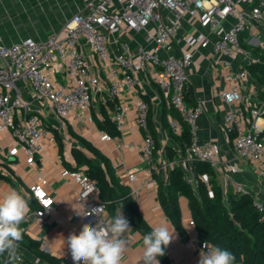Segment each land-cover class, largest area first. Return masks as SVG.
<instances>
[{"label":"built area","instance_id":"1","mask_svg":"<svg viewBox=\"0 0 264 264\" xmlns=\"http://www.w3.org/2000/svg\"><path fill=\"white\" fill-rule=\"evenodd\" d=\"M263 31L264 0H87L81 11L46 39L26 38L11 44L0 40V56L4 60L0 65V172L7 167L15 168L17 158L22 157L28 165H37L45 152L44 139L49 131L37 112H33L34 100L48 103L60 119L73 115L88 130L89 113L96 105L97 94L101 93L102 103L112 105V122L118 131L126 125L131 107L134 109L136 125L145 131L137 147L149 164V172L152 174L156 169L163 173L164 185L168 183V171L175 164L182 168L183 178L194 188L200 180L209 184L208 174H195L192 160L206 162L217 172L226 161L218 142L198 140L196 122L203 107L200 104L189 110L185 96L194 52L211 45L216 56L224 57L220 62L227 68L225 76L230 82L220 97L227 105L225 125L235 132L234 158L255 163L258 167L255 178L263 181L264 129L259 120L264 117V100L252 104L242 90L243 81L249 76L246 65L262 62L264 39L260 34ZM245 32L249 34L246 37ZM243 41L260 47L258 54L244 46ZM93 58L98 67L93 66ZM102 70L106 74V86L102 85ZM58 73L64 82L57 78ZM141 74L150 77L149 86H158L160 102H164L168 110L175 109L190 126L192 141L181 159L169 162L161 157L160 165L154 162L157 145L148 124L149 87L144 86ZM24 88L34 99L25 98ZM123 90L133 99L130 104ZM253 93L258 95L257 87ZM243 102L249 107L251 117L247 123ZM170 125L175 133L181 132L176 119H170ZM99 135L103 141L114 138L106 130H101ZM54 139V135L49 134V140ZM231 170L238 168L231 166ZM220 174L223 199L227 201V185L232 182L235 192L249 195L264 218L261 198L227 172ZM136 175L135 169L126 172L131 183ZM60 176L77 186L75 218L107 233L112 218L105 202L98 197L97 181L82 169L63 167ZM47 183L44 175L26 182L25 193L37 201L38 208L30 209L20 224L23 234L30 231L32 224L41 227L54 208L55 198L47 190ZM131 192L138 196L137 188H132ZM209 195L213 196L211 188ZM188 223L195 226L192 216ZM205 243L208 247H204ZM212 246L208 240L199 242L202 253ZM19 255V262L49 264L40 256L27 257L21 248ZM0 264H8V256ZM58 264L74 263L63 258Z\"/></svg>","mask_w":264,"mask_h":264},{"label":"crops","instance_id":"2","mask_svg":"<svg viewBox=\"0 0 264 264\" xmlns=\"http://www.w3.org/2000/svg\"><path fill=\"white\" fill-rule=\"evenodd\" d=\"M86 2L87 0H0V40L4 44H11L26 38L46 39L58 32L67 19L81 11ZM248 35L247 32L243 34L244 37ZM260 35L261 39H264V31ZM250 48L255 54H258L261 49L252 46ZM86 51L89 53L88 50ZM261 53L263 60L264 50H261ZM221 59L224 57L216 56L211 45L199 47L194 52V61L189 68L190 81L185 96L186 107L193 110L197 105H202L203 111L196 122L197 137L201 142L211 140L218 142L221 146V155L226 162L220 172L224 174L227 172L233 179L245 184L264 202V180L257 181L255 178L257 165L234 158L235 132L230 131L225 125L224 114L227 105L220 97L222 90L230 83L225 76L227 68L220 62ZM3 63L4 60L0 56V65ZM92 63L94 67H98L95 58ZM100 73L103 77L102 85H108L107 80L104 79L105 72L102 70ZM58 75L59 73L57 74L59 79ZM141 77L145 79L144 86L149 87V94L146 96L150 105L148 124L157 145L154 162L160 165L161 157L169 162L181 159L185 155L186 147L192 141V135L189 143L184 144L175 137L181 138L183 128L188 125L190 129V126L175 109L168 110L165 103L160 102V90L157 85L149 86L150 77L144 74H141ZM256 87L257 90L261 88L249 73L247 79L243 81L242 90L252 104L264 100L259 97V94L254 95L253 89ZM126 91L123 90L130 104L133 99L128 97L130 94ZM23 95L29 100L34 99L26 88L23 89ZM100 96L101 93H98L95 99L96 105L89 113L91 119L87 122L88 130L83 128V123L75 120L73 115L60 119L56 117L48 103L42 100L33 101V112H37L47 126L49 134L54 135L55 139L50 141L49 134L45 137V152L37 165H28L22 157L17 158L15 168L7 167L5 171L0 172V198H3L10 190L16 189L25 195L30 209L38 208L37 201L25 193L26 182L44 175L48 182L46 188L55 198V205L41 227L32 224L29 227L30 231L23 234L19 248L27 257L40 256L49 264H58L63 258H69L75 264L66 240L73 232L78 235L83 226L74 216V212L78 209L75 202L77 186L71 180L61 177L60 170L67 167L87 172L88 163L81 162L87 158L104 171H107L108 165L111 166L120 183L128 186L129 196L137 203L143 219L151 228L163 223L167 224L170 230H175V238L165 249V260L157 257L160 264H199L202 253L199 248L201 241L198 239L196 225L191 226L188 223L192 214L187 197L179 195L182 224V229L179 230L161 204L160 186L164 185L163 173L155 169L151 174L149 164L137 147L145 131L136 125L134 109L131 107L126 125L122 131H118L112 122V105L103 104ZM241 106L245 111L244 122L247 123L251 119L249 107L244 102ZM170 119L178 121L180 133L172 130ZM259 123L264 129V117L259 120ZM101 130L108 131L114 138L110 141L101 140L99 135ZM167 148L173 149V157H169ZM176 166L179 165L175 164L174 167ZM231 166H236L238 170L233 172ZM130 169L137 171V177L132 183L126 176V172ZM215 172L217 182L222 189L221 174L216 170ZM134 187L138 189L137 197L131 192ZM195 191L198 192V186ZM227 191L237 194L232 182L228 183ZM106 209L113 218L117 210L121 208L117 206L114 212L108 207ZM122 213L125 216L123 211ZM129 225L131 231L125 234L127 247L122 264H143L144 234L130 221ZM6 258L7 253L0 256V263Z\"/></svg>","mask_w":264,"mask_h":264},{"label":"trees","instance_id":"3","mask_svg":"<svg viewBox=\"0 0 264 264\" xmlns=\"http://www.w3.org/2000/svg\"><path fill=\"white\" fill-rule=\"evenodd\" d=\"M247 67L251 77L261 86L258 89L259 97L264 99V59ZM175 138L181 144L189 143L191 134L188 125L183 128L181 138ZM167 151L169 157H173V149L167 148ZM85 161L88 163L87 173L97 181L99 199L105 202L106 207L114 212L117 206L121 208L123 205L122 211L126 218L144 235L149 233L152 228L143 219L137 203L129 196L128 186L120 183L111 166L108 165L107 171H104L87 158L81 162ZM191 165L197 176H210L209 184L199 181L197 193L185 181L183 170L179 166L169 170L168 183L160 186L161 204L173 224L179 230L182 229L179 195H184L189 201L199 241L208 240L214 246L231 251L236 257L235 263L264 264V218L254 207L252 198L228 192L225 201L215 170L197 159L192 160ZM209 188L213 191V196L209 195ZM161 258L165 260V256Z\"/></svg>","mask_w":264,"mask_h":264},{"label":"clouds","instance_id":"4","mask_svg":"<svg viewBox=\"0 0 264 264\" xmlns=\"http://www.w3.org/2000/svg\"><path fill=\"white\" fill-rule=\"evenodd\" d=\"M122 208L123 205L109 221L107 233L98 226L85 223L78 235L73 232L68 236L66 242L75 264H122L127 247L125 234L131 231ZM29 212L28 200L16 189L0 198V256L7 253L8 264H17L21 260L19 246L23 230L20 224ZM174 238L175 230L163 223L143 235V264H160L157 257L165 255L166 247ZM204 247H208L207 243ZM235 259L231 251L212 246L201 253L199 264H235Z\"/></svg>","mask_w":264,"mask_h":264},{"label":"rangeland","instance_id":"5","mask_svg":"<svg viewBox=\"0 0 264 264\" xmlns=\"http://www.w3.org/2000/svg\"><path fill=\"white\" fill-rule=\"evenodd\" d=\"M242 44H243L244 46H246L247 48H249V49H250V45L246 44V42H245V41H244V42H242ZM58 76H59V80H60V82H64V79L61 77V75L59 74ZM216 186H217V185H216Z\"/></svg>","mask_w":264,"mask_h":264}]
</instances>
